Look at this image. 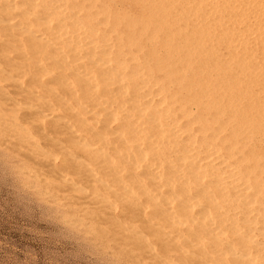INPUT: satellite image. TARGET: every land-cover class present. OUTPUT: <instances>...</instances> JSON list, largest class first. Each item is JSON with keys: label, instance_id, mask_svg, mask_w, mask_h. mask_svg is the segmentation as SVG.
Returning a JSON list of instances; mask_svg holds the SVG:
<instances>
[{"label": "bare ground", "instance_id": "6f19581e", "mask_svg": "<svg viewBox=\"0 0 264 264\" xmlns=\"http://www.w3.org/2000/svg\"><path fill=\"white\" fill-rule=\"evenodd\" d=\"M105 8L0 0L3 148L51 167L68 202L152 264H264V158L246 149L264 118L241 117L238 98L263 73H247L233 29L223 60L202 27L153 11L123 33Z\"/></svg>", "mask_w": 264, "mask_h": 264}, {"label": "rangeland", "instance_id": "374dc122", "mask_svg": "<svg viewBox=\"0 0 264 264\" xmlns=\"http://www.w3.org/2000/svg\"><path fill=\"white\" fill-rule=\"evenodd\" d=\"M100 2L102 8H105L104 6H106L107 8L105 9H107L112 16L117 14L119 20H123V25L120 26L123 33H126V27L130 26L132 22H138L139 18L146 16L153 11H163L170 14L181 28L187 30L200 29L202 27L213 34V37L209 39L210 44L213 46L216 55L218 54L223 60L227 58L228 50L223 43L224 40L221 34L225 29H233V39L237 40H233V42H238L236 44L241 46V49H238L236 52L241 54L244 52L243 50L245 48V52L250 54V58L252 59L250 65H248V70H250L247 73H253V75H256L259 70L263 73V75L254 76V78L252 77L251 81H249V79L242 81V85H246L248 91H241L246 92V94H238L239 103L242 107L241 117L259 118L262 116L264 118V93L261 91L264 82V22H262V19L260 18L261 14L259 8L248 9L242 7L241 5L245 0H209L207 1L208 3L206 0H100ZM230 11L235 12L231 13ZM184 17H186V20H183ZM228 22L229 24L226 25ZM255 30H258V33ZM249 31L251 32V35ZM159 55H162V53H159ZM3 88L9 92V89L4 86ZM255 107L259 108L257 112L253 109ZM238 121L241 122V119L238 118ZM255 122H257V120ZM232 123L234 122L231 120L229 124L232 125ZM260 125L261 127L257 128L259 129V132L254 135L252 134V137L248 139L250 142L246 149L253 148L255 153H259V155L264 158V120ZM241 129L246 130L243 127ZM0 155H2L0 156V161H5V163L3 161L0 162V264H130L131 262V264H152L151 261H147V258L139 257V253H133L134 250H130L129 247L123 246L125 245L124 243L116 241L119 240V238L115 237L112 232H109L110 230L107 225H105V228L100 222L96 223L90 221L87 218L90 213L88 214L85 209L77 206V208L80 209H78V212H75L77 210L76 206L66 200L72 195V193L70 192V195L68 196L67 191L64 192V190L54 185L57 181L50 178L51 167H45V169L42 168V170H40L39 167L32 164V160L25 161L18 155L6 151L3 148L2 143H0ZM9 155L10 157H8ZM15 158L20 160L18 161ZM21 163L22 165H20ZM32 169L34 170V173ZM46 169L49 170V174ZM15 172H18L20 176H23L20 177L17 175L18 173ZM34 178L36 180L38 178V182L35 181ZM50 188L53 192L52 190L50 192ZM48 191L50 192L49 196H46L48 195ZM48 198H51V200ZM71 205H74L75 209ZM68 206H71L72 209L70 207L69 209ZM65 208L68 209L67 211H70L67 212L64 210ZM83 211L88 215L86 216ZM65 213L67 216H70V218L66 217ZM78 213H80V215ZM71 216H74V218ZM81 220H83L84 223ZM88 222L90 223L88 224ZM98 231L100 235L97 234ZM82 232L85 233L83 234ZM93 234H95L96 237ZM105 234L107 236L109 234V236L107 237ZM110 236L112 237L110 238ZM98 237H105L111 242L113 241V243L117 245V253L113 252V243L111 242H109V245L102 247L96 245L94 240L98 239ZM118 243L121 245L119 246ZM120 252L121 254L119 255ZM116 255H119L117 256L118 260L116 259ZM124 255L126 257H124ZM143 255L147 257V255ZM136 256L139 258L136 259ZM115 259L118 262H116Z\"/></svg>", "mask_w": 264, "mask_h": 264}, {"label": "snow or ice", "instance_id": "6c2138e0", "mask_svg": "<svg viewBox=\"0 0 264 264\" xmlns=\"http://www.w3.org/2000/svg\"><path fill=\"white\" fill-rule=\"evenodd\" d=\"M241 6L248 9L259 8L262 22H264V0H245Z\"/></svg>", "mask_w": 264, "mask_h": 264}]
</instances>
